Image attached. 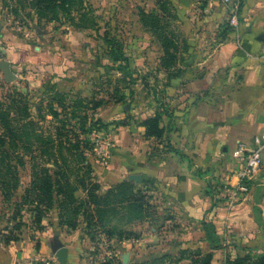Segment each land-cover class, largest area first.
<instances>
[{
	"label": "crops",
	"instance_id": "0c3cea01",
	"mask_svg": "<svg viewBox=\"0 0 264 264\" xmlns=\"http://www.w3.org/2000/svg\"><path fill=\"white\" fill-rule=\"evenodd\" d=\"M132 1L146 12L156 5V0ZM168 1L179 71L172 76L157 65L158 71L145 76L160 78L166 95L162 107L172 116L162 115L159 126L164 133L160 138L145 136L140 124L159 111L156 103L150 106L149 116L140 115L139 121L134 117L135 123L112 129L109 165L97 173L104 180L103 190L131 174L140 175L141 181L134 182L151 196L153 214L130 222L128 229L136 237L109 238V244L119 264H142L163 255L170 264H190L192 258L209 251H213L211 262L221 264L227 256L263 252L264 152L259 171L249 181V192L231 209L217 203L211 184L212 176L237 184V146L250 148L253 136L264 133V42L257 39L264 32V0H242L237 26H229L225 36L220 34L229 10L218 0ZM136 15L138 26L155 41L159 63L161 44L142 26L138 12ZM60 28L69 31L64 40L81 32L64 24ZM3 32L0 25V60L10 62L19 82L20 73L13 66L22 68L30 60L42 64L45 48L35 46L33 51L32 46ZM42 32L38 36L45 34ZM52 210L54 214L43 218L44 228L36 237L39 241L30 237L5 244L0 239V264H44L47 259L60 264L50 249L55 235L67 248L65 264H91L86 254H90L92 242L83 225L67 231L59 226L56 209ZM203 223L214 225L219 248H211Z\"/></svg>",
	"mask_w": 264,
	"mask_h": 264
},
{
	"label": "trees",
	"instance_id": "16d2710c",
	"mask_svg": "<svg viewBox=\"0 0 264 264\" xmlns=\"http://www.w3.org/2000/svg\"><path fill=\"white\" fill-rule=\"evenodd\" d=\"M12 1L15 5L11 11L15 14L25 13L26 8H29L26 17L35 21V25L39 27L50 23L58 26L64 24L75 29L96 27L94 23H89V15L94 12L89 0ZM138 15L142 26L155 33L161 44V67L175 76L179 69L176 63L175 34L170 23V2L156 0L154 9L146 12L140 8ZM229 31L230 27L225 24L220 35L225 36ZM102 39L108 46L110 60L117 63L115 70L126 74L127 59L122 52V44L114 37H109L108 31L103 32ZM12 84L0 80V88L4 89V92H0V197L2 202H8L13 207L6 218L7 223L11 221L13 224L0 229L2 241L5 244L17 241L16 232L21 227L41 229L42 219L53 208L57 211L61 228L69 231L83 225L85 234L92 242L99 235L107 239L115 238L117 241L136 237L137 234L133 231L115 224L116 215L124 210L128 214L129 223L148 218L153 214L151 196L128 179L101 193L84 151V148L89 151L91 146L86 139L79 137L73 126L69 127L70 124H75L71 119L76 115L74 111L68 110L64 94L51 90L53 93L43 104L42 100L29 101L26 94ZM112 90L110 95L118 94L114 101L123 102L125 96L122 87L115 85ZM131 90L130 88V93ZM110 95L109 99L112 98ZM100 103L101 101L95 102L92 107H97ZM165 108L162 107L160 112L140 122L145 136L160 138L163 135L164 127L159 126L161 117L171 115ZM121 125L123 123L111 121L105 127ZM171 150L180 154L177 149ZM73 161L80 166L83 174L73 175ZM26 167L29 169V179L18 195L17 190L22 184L20 171ZM78 190L82 192V196H76ZM203 229L211 248H219L214 225L203 223ZM212 257L213 251H209L192 258L190 264H213ZM171 262L163 255L142 264ZM221 264H264V251L227 256Z\"/></svg>",
	"mask_w": 264,
	"mask_h": 264
},
{
	"label": "rangeland",
	"instance_id": "374dc122",
	"mask_svg": "<svg viewBox=\"0 0 264 264\" xmlns=\"http://www.w3.org/2000/svg\"><path fill=\"white\" fill-rule=\"evenodd\" d=\"M90 4L94 12L89 15L91 18L89 23H94L97 30L94 27L83 29L71 27L81 32L73 34L72 37L67 36L68 40H64L63 36L69 31L60 28L57 24L50 23L41 27L35 25V21L26 17L29 8H26L25 13L15 14L11 11L15 5L12 0H0V25L3 27L4 34L14 37L23 44L32 46L33 51L35 46L45 48V62L40 64L36 60H30L22 68L13 66L15 72L20 73V77L18 78L19 82L14 80L10 83H13L14 87L26 94L29 101L42 100L43 104L53 93L52 91H59L64 94V101L69 106L68 110L74 111L76 115L71 119V122L75 124H70L69 127L73 126L79 137L86 139L91 146L89 151L86 148L84 151L92 168L91 174L100 185V192L103 193L118 183H109L110 185L103 190L104 180H102L101 173L97 174L106 169L109 163L102 164L100 162L94 151L96 143L108 137L112 142L110 153L113 149L112 129L115 127L110 126L108 128L105 126H108L111 121L123 123L121 126L132 121L135 123L137 120L134 117L138 118L139 121L140 115L147 117L152 114L153 107L150 106L153 103L154 105L157 104L160 112L162 103H166V95L162 94L161 80L157 78L158 76L155 79L152 75L145 76L149 71H158L157 65L160 67L161 65L157 61L159 50L154 43L155 41L149 38L137 24L136 12L140 9H137L140 7L139 4L132 0H103V3L98 0L97 4ZM96 5H99L98 8ZM225 24L233 28L228 22ZM55 25L57 26L55 27ZM36 28L42 29L45 34L41 37L38 36ZM104 31H108L109 37H114L122 44L121 49L127 59L126 74L124 71L115 70L117 63L110 60L111 56L107 51L108 46L102 39ZM149 32L157 40L156 34ZM22 74L25 76H21ZM115 85L122 87L125 96L123 102L114 101L118 94L110 95ZM130 88L132 89L131 93ZM0 92H4V89L0 88ZM109 95L112 96L111 99H109ZM98 101H101L100 105L93 108L92 105ZM72 105L73 108H70ZM170 114L171 117L172 113ZM80 122L83 127L80 126L81 124L79 125ZM71 165L73 166L72 170H74L73 175L83 174L76 161H73ZM20 173L22 184L17 190L18 195L22 186L29 179L28 167L21 170ZM212 180V191L214 194L216 193L217 203H223L226 206L219 191L221 184L226 181H221L216 176H212ZM76 196H82V192L78 190ZM12 209V205L8 202H2L0 197V229L7 224L8 226L13 224L11 221L9 223L6 221L7 215L11 214ZM50 213L54 214V211L51 209L45 217ZM127 216L128 214L124 210H120L116 215L115 224L128 229L130 223ZM41 225L39 230H34L30 226L21 227L16 232L18 240L35 237V240L39 241L36 237L44 228V225ZM0 239H2L1 233ZM100 241V238H95L94 242L91 241L94 249L89 250L90 254H86V258L91 264H104L100 260L98 251ZM218 257L221 256L218 255Z\"/></svg>",
	"mask_w": 264,
	"mask_h": 264
},
{
	"label": "built area",
	"instance_id": "2783aa9c",
	"mask_svg": "<svg viewBox=\"0 0 264 264\" xmlns=\"http://www.w3.org/2000/svg\"><path fill=\"white\" fill-rule=\"evenodd\" d=\"M229 10L228 24L237 26V14L242 0H218ZM2 44L0 42V59ZM253 146L250 148L239 144L235 151V156L240 162V167L236 172L237 184L232 185L229 182H223L219 188L220 197L225 201L226 207L231 209L239 200H241L250 190L249 181L259 171L262 164V154L264 152V133L254 135L252 138ZM111 140L106 137L98 141L94 147L95 154L102 164H108L111 157ZM98 244L100 260L108 264H118L114 249L109 244V240L102 236ZM94 248H92L93 250ZM44 264H52L50 260H46Z\"/></svg>",
	"mask_w": 264,
	"mask_h": 264
},
{
	"label": "water",
	"instance_id": "95a60500",
	"mask_svg": "<svg viewBox=\"0 0 264 264\" xmlns=\"http://www.w3.org/2000/svg\"><path fill=\"white\" fill-rule=\"evenodd\" d=\"M38 33H42V31L36 28ZM257 39L264 42V32H262ZM0 72L2 73L3 80L6 83H10L16 79V74L10 68V62L8 60H0ZM127 107V106H126ZM128 180L140 182L141 177L138 174H131L128 176ZM51 252L54 254L56 260L60 264L66 263V256H67V248L62 244L59 240L58 235H55L52 239L50 244Z\"/></svg>",
	"mask_w": 264,
	"mask_h": 264
}]
</instances>
